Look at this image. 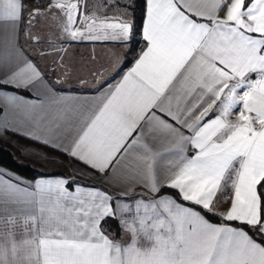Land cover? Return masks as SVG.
<instances>
[{"label": "snow or ice", "instance_id": "obj_1", "mask_svg": "<svg viewBox=\"0 0 264 264\" xmlns=\"http://www.w3.org/2000/svg\"><path fill=\"white\" fill-rule=\"evenodd\" d=\"M28 3L0 0V133L14 117L71 175L0 171V264H264V0ZM21 37L130 66L64 95L63 57L46 73Z\"/></svg>", "mask_w": 264, "mask_h": 264}, {"label": "rangeland", "instance_id": "obj_2", "mask_svg": "<svg viewBox=\"0 0 264 264\" xmlns=\"http://www.w3.org/2000/svg\"><path fill=\"white\" fill-rule=\"evenodd\" d=\"M34 31L38 32L44 37L46 41L49 38V29L46 25L40 24ZM53 40L56 36H51ZM22 45L25 47L28 55L33 57L35 61L40 65L41 69L46 73L50 71V66H52L54 61H59L60 57H63V64L67 69H70V75L68 78L58 84V87L68 88L71 86H78L82 88L80 84V78L88 80V87H95V78L92 73L103 72V75L108 78V80L114 74L112 61L114 57L113 52L123 53L126 49L115 48L110 43H92V42H67L64 43L65 51L57 53L55 50L49 49L46 43L41 44V48L51 52V55L45 57H40L38 55V49L36 45H31V42L25 43L24 39L21 37ZM57 72L54 75L49 76L52 81H55L58 77L62 76L64 71L60 67L59 63L56 64ZM111 74V75H110Z\"/></svg>", "mask_w": 264, "mask_h": 264}, {"label": "trees", "instance_id": "obj_3", "mask_svg": "<svg viewBox=\"0 0 264 264\" xmlns=\"http://www.w3.org/2000/svg\"><path fill=\"white\" fill-rule=\"evenodd\" d=\"M35 3V0H29L28 7H32ZM139 9L136 10L135 15L139 18ZM139 39V38H137ZM140 45L137 44L135 51H139ZM33 58V57H31ZM34 59V58H33ZM127 59L130 61L131 56H128ZM35 60V59H34ZM130 64H125L124 68L120 71L119 75L123 73V71L129 67ZM119 75L112 74V77L108 80V82H112ZM51 80V78H49ZM57 89L61 88L56 86ZM69 89H82L89 90L91 88H79L77 86H71ZM0 167L4 168L11 173L23 177L26 179H33L38 176H56V175H65L69 176L70 172L68 169V165L66 162L52 159H33L24 157L20 154V152L13 147L12 145L0 141ZM219 218H216L218 222Z\"/></svg>", "mask_w": 264, "mask_h": 264}, {"label": "crops", "instance_id": "obj_4", "mask_svg": "<svg viewBox=\"0 0 264 264\" xmlns=\"http://www.w3.org/2000/svg\"><path fill=\"white\" fill-rule=\"evenodd\" d=\"M20 43L22 44L21 40H20ZM122 74H120V75H122ZM117 79H119V77H117L115 80H113L110 83H115V81ZM90 88L91 89H89V90H82V89H69V87L68 88H62L61 87L58 90L60 91L61 94L74 96V95H90L91 90L94 87H90ZM9 90H11V89H9ZM29 98H31V97H29ZM3 119H4L3 113L0 112V121H2ZM8 119L10 121H12L13 130L8 131V132H4V133H0V141L6 142V143L12 145L24 157L39 159V160L40 159H52V160H59V161L66 162L68 165L69 172H70L69 176L71 175V169L69 168V160L65 155L53 150L50 147L45 146L42 143L33 141L31 139L26 138L23 135H20L15 129L19 128L21 131H26V130H28L27 126L18 125L15 121V118L12 116H9ZM73 163H75V162H73ZM81 167H82V165H81ZM0 171H7V172L11 173L10 171H8L4 168H1V167H0ZM15 176H17V175H15ZM17 177H19V176H17ZM38 177H40V176H38ZM45 177H49V176H45ZM20 178H22L25 182L32 181L34 179V178L33 179H26L23 177H20ZM80 182L82 184H93L94 183V181H92L91 179H81ZM97 186H99V185H97ZM110 231H115L114 225L110 228Z\"/></svg>", "mask_w": 264, "mask_h": 264}]
</instances>
